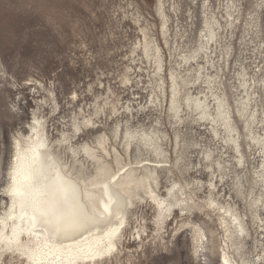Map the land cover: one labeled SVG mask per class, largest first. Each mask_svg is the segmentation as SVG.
Instances as JSON below:
<instances>
[{
	"label": "bare ground",
	"instance_id": "6f19581e",
	"mask_svg": "<svg viewBox=\"0 0 264 264\" xmlns=\"http://www.w3.org/2000/svg\"><path fill=\"white\" fill-rule=\"evenodd\" d=\"M217 1L218 10L212 0L202 1L194 47L179 41L186 31L171 35L165 0L157 1L170 60L160 40L143 27V39L132 53L140 49L148 64L149 99L137 106L128 103L124 107L128 116L117 118L113 125L105 122L92 140L74 138L87 125L100 127L93 115L106 114L108 105L111 114L119 111L109 96L103 100L97 96L92 113L73 117L71 128L55 138L49 121L34 112L29 132L14 137L0 211V264H102L126 248L128 235L142 243L150 235L148 218L138 214L142 203L153 209L151 221L162 239L169 219L181 216L174 230H190L197 259L206 262L213 255L219 264H264V107L259 101L264 88V38L257 29L264 0H255L250 19L243 17L241 0ZM195 22L192 19V25ZM241 26L243 50L236 60L240 67L226 87L222 76ZM250 44L253 74L243 56ZM130 78L126 74L123 82ZM152 110L157 116L148 123L134 122L135 114ZM185 124L203 126L210 143L186 137ZM193 146H200L198 153L206 161L201 165L208 173L206 181L190 174L201 171L200 162L196 166L191 161ZM257 152L259 162L254 164L249 155L255 158ZM249 165L252 175L245 178ZM228 175L244 209L231 194L220 200V183ZM205 185L208 193L201 196ZM38 190L45 191L43 199L55 206L49 208L47 224L31 205Z\"/></svg>",
	"mask_w": 264,
	"mask_h": 264
},
{
	"label": "rangeland",
	"instance_id": "374dc122",
	"mask_svg": "<svg viewBox=\"0 0 264 264\" xmlns=\"http://www.w3.org/2000/svg\"><path fill=\"white\" fill-rule=\"evenodd\" d=\"M157 1L0 0V211L6 200L3 188L6 186L7 171L13 157L14 137L29 132V125L34 122V112H39L49 121L50 131L55 138L63 130L71 128L73 117L81 119L82 115L92 113L97 96H101L102 100L109 96L108 100H114L119 111L111 114L108 105L106 114L93 115L101 126L83 127L74 138L76 142H80L92 140L104 130L105 122L113 125L117 118L125 119L128 113L124 107L128 103L137 106L149 99L145 88L149 79L146 68L148 64L140 54V49L134 54L132 50L143 39V27H148L164 47L167 61L170 60V54L162 40L161 20L156 12ZM202 1L165 0L166 11L171 18V35L174 36L177 30L186 31V35L182 39L179 36L178 39L182 43L186 42L189 47L197 44V30L200 28L198 21L203 16ZM212 2L218 10L219 2ZM254 3L255 0H241L244 19H250L248 13L253 9ZM192 19L196 21L195 25H192ZM259 21L261 25L257 29L264 38V5ZM242 30V26L238 28L232 39L234 50L230 56V68H225L222 76L226 87L229 86L233 71L240 67V61L236 60L243 50ZM253 47L250 44L243 53V56H247L245 63L250 64L248 71L252 74L256 70L253 64ZM126 74L131 78L123 82ZM259 95L260 107H264V88ZM156 116L154 110L139 112L135 114L134 122L141 120L148 123ZM239 126L243 131L241 122ZM169 132L174 141L172 129L169 128ZM183 133L202 145L210 143L209 132L198 124H185ZM211 144L214 145V142ZM245 149L249 153L248 147ZM255 149L257 146H254V151ZM191 150L194 151L191 161L196 166L200 162L198 168H201V171L190 172L191 176L208 180V173L201 166L206 161L198 153L200 146H193ZM249 158L254 164H258L259 153H256L255 158L253 155H249ZM248 167L250 172L245 178L252 175V165ZM237 170H241L239 166ZM232 182V175H228L224 183H220V200L229 198L231 194L240 208L244 209L241 196L231 188ZM207 193L208 187L205 185L199 194L205 196ZM138 214H144L148 218L150 235L144 236L143 243L128 235L124 239L126 248L102 264L220 263L219 258L213 255L206 262L196 258L190 230H174L177 220L181 219L180 215L177 219H169L162 239L151 221L154 215L151 206L142 203ZM213 217L215 227L222 233L218 217ZM249 242V246H253V242Z\"/></svg>",
	"mask_w": 264,
	"mask_h": 264
},
{
	"label": "snow or ice",
	"instance_id": "6c2138e0",
	"mask_svg": "<svg viewBox=\"0 0 264 264\" xmlns=\"http://www.w3.org/2000/svg\"><path fill=\"white\" fill-rule=\"evenodd\" d=\"M46 192L43 190H38L32 194V199H31V205L32 207L40 213V219L42 223H50V221L47 219L49 216V208H52L54 210L55 206L54 205H49L48 202L43 199L46 196ZM59 221V217L57 218Z\"/></svg>",
	"mask_w": 264,
	"mask_h": 264
}]
</instances>
